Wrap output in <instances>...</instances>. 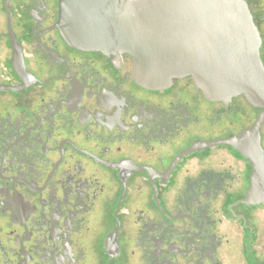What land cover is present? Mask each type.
<instances>
[{"label":"flooded vegetation","instance_id":"af4514ba","mask_svg":"<svg viewBox=\"0 0 264 264\" xmlns=\"http://www.w3.org/2000/svg\"><path fill=\"white\" fill-rule=\"evenodd\" d=\"M0 264H264V106L145 87L61 0H0Z\"/></svg>","mask_w":264,"mask_h":264},{"label":"water","instance_id":"95a60500","mask_svg":"<svg viewBox=\"0 0 264 264\" xmlns=\"http://www.w3.org/2000/svg\"><path fill=\"white\" fill-rule=\"evenodd\" d=\"M69 44L127 53L136 81L164 88L191 76L214 98L264 106L260 37L244 0H61Z\"/></svg>","mask_w":264,"mask_h":264}]
</instances>
